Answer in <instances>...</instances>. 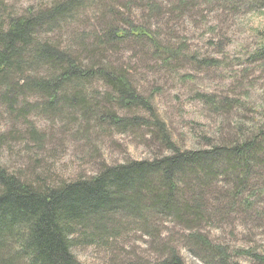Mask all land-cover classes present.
I'll return each instance as SVG.
<instances>
[{"label": "rangeland", "instance_id": "obj_1", "mask_svg": "<svg viewBox=\"0 0 264 264\" xmlns=\"http://www.w3.org/2000/svg\"><path fill=\"white\" fill-rule=\"evenodd\" d=\"M53 1L0 0V27L5 28L8 15L24 14L28 8L48 6ZM180 1L91 0L78 9L75 19L48 36L63 47L73 44L79 51L71 41L79 33L86 35L89 43L93 32L100 34L107 22L115 20V24L126 26L131 18L135 24L146 25L165 45L180 48L178 57L167 64L154 56L149 41L133 37L112 43L106 51L111 64L128 73L136 94L147 100L181 151L230 143L264 128V60L251 59L259 45L251 27L257 22L263 26L264 19L240 10L230 12L217 1L188 0L191 3L185 7L179 6ZM149 2L157 6L154 12L147 7ZM204 58L216 59L217 63L207 65ZM94 89L98 93L95 102L101 107L98 116L112 109L128 120L140 116L147 125L134 122L119 131L108 121L85 119L64 103L45 110L43 100L31 96L27 102L39 105L27 109L25 116H17L0 102V165L28 182L55 186L88 179L102 165L149 160L170 152L153 136L155 118L150 111L141 105L128 110L116 107L106 100L110 89L97 79L87 83L85 95ZM252 185L261 192L255 193ZM245 193L251 196L250 208H238L212 222H202L200 230H189L172 217H152L155 222L150 228L159 233L154 238L134 221L124 220L115 239L76 244L73 255L82 264H164L168 250L174 248L182 264H222L216 257L210 258L208 249L190 240L192 232H199L207 248L225 251L224 264H264V171L260 169L250 179Z\"/></svg>", "mask_w": 264, "mask_h": 264}, {"label": "trees", "instance_id": "obj_2", "mask_svg": "<svg viewBox=\"0 0 264 264\" xmlns=\"http://www.w3.org/2000/svg\"><path fill=\"white\" fill-rule=\"evenodd\" d=\"M89 1L54 0L48 6L28 8L24 14L8 15L5 28L0 27V102L17 116H25L27 109L39 105L27 102V96H31L43 100L45 110L64 103L85 119L108 121L119 131L134 122L147 125L140 116L128 120L112 109L98 116L101 107L95 102L97 90L85 95L87 83L97 79L110 89L105 97L116 107L128 110L141 105L150 111L155 118L153 136L170 152L149 160L102 165L88 179L55 186L28 182L0 165V264H82L72 247L115 239L124 220L134 221L143 233L156 238L158 231L150 228L155 222L152 217H172L189 230H200L202 222H212L223 213L246 210L253 204L245 192L250 179L260 169L264 171V128L206 149L176 148L164 122L156 118L147 100L136 94L128 73L111 64L106 48L127 37L149 41L154 56L163 64L175 60L180 48L165 45L146 25L135 24L131 18L126 26L115 24V20L107 22L100 34L93 32L89 43L87 36L79 33L71 40L79 51L73 44L63 47L53 42L48 35L75 19L78 9ZM208 1H217L230 12L240 10L244 15L264 19V0ZM187 3L181 0L179 6ZM147 5L151 12L156 10L155 4ZM251 32L259 37L251 59L264 60V25L257 22ZM202 61L207 65L217 63L213 58ZM255 189V193L260 191ZM76 233L79 236H74ZM189 238L196 246L208 249L211 259L227 262L225 251L207 248L199 232H192ZM168 254L164 264H182L174 248Z\"/></svg>", "mask_w": 264, "mask_h": 264}]
</instances>
